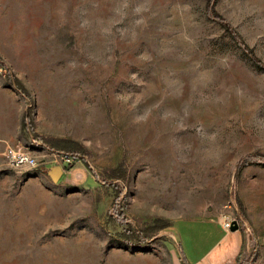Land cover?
I'll return each mask as SVG.
<instances>
[{"label":"rangeland","instance_id":"1","mask_svg":"<svg viewBox=\"0 0 264 264\" xmlns=\"http://www.w3.org/2000/svg\"><path fill=\"white\" fill-rule=\"evenodd\" d=\"M224 216L264 264V0H0V264H183Z\"/></svg>","mask_w":264,"mask_h":264},{"label":"crops","instance_id":"2","mask_svg":"<svg viewBox=\"0 0 264 264\" xmlns=\"http://www.w3.org/2000/svg\"><path fill=\"white\" fill-rule=\"evenodd\" d=\"M196 227L187 224H180L179 229H183L185 234L190 229L197 228L198 240H192L191 254L183 250L182 252L188 264H234L235 257L241 251V237L237 233L226 232L220 225V231L209 224L198 221Z\"/></svg>","mask_w":264,"mask_h":264},{"label":"built area","instance_id":"3","mask_svg":"<svg viewBox=\"0 0 264 264\" xmlns=\"http://www.w3.org/2000/svg\"><path fill=\"white\" fill-rule=\"evenodd\" d=\"M4 155L7 159L8 164L14 168L36 170L39 166V160L37 159V157L25 148L8 146L4 151ZM232 221V218L224 216L223 220L221 221V227L225 231H229Z\"/></svg>","mask_w":264,"mask_h":264},{"label":"water","instance_id":"4","mask_svg":"<svg viewBox=\"0 0 264 264\" xmlns=\"http://www.w3.org/2000/svg\"><path fill=\"white\" fill-rule=\"evenodd\" d=\"M238 229V224L235 220H233L230 224V228H229V231L230 232H234Z\"/></svg>","mask_w":264,"mask_h":264},{"label":"trees","instance_id":"5","mask_svg":"<svg viewBox=\"0 0 264 264\" xmlns=\"http://www.w3.org/2000/svg\"><path fill=\"white\" fill-rule=\"evenodd\" d=\"M234 35V34H233ZM181 256H182V261H183V264H188L183 252L181 251Z\"/></svg>","mask_w":264,"mask_h":264}]
</instances>
